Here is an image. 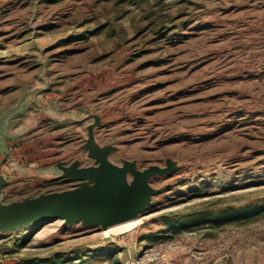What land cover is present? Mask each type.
Wrapping results in <instances>:
<instances>
[{
    "label": "rangeland",
    "instance_id": "374dc122",
    "mask_svg": "<svg viewBox=\"0 0 264 264\" xmlns=\"http://www.w3.org/2000/svg\"><path fill=\"white\" fill-rule=\"evenodd\" d=\"M94 114L113 163L179 169L129 230L44 220L0 264H264V0H0V200L73 188Z\"/></svg>",
    "mask_w": 264,
    "mask_h": 264
},
{
    "label": "water",
    "instance_id": "95a60500",
    "mask_svg": "<svg viewBox=\"0 0 264 264\" xmlns=\"http://www.w3.org/2000/svg\"><path fill=\"white\" fill-rule=\"evenodd\" d=\"M87 127V139L81 146L93 159L94 165L82 166L79 160L71 163L57 160L53 164L61 171L59 178L75 181V186L60 192L41 194L9 204L0 200V233H9L24 226L48 219H60L65 225L109 227L139 218L152 204L159 189L151 185L156 176H167L179 169L171 159L166 166L150 165L140 169L136 161H110L118 151L114 145H100L95 129L101 125L98 115ZM7 184L0 168V191Z\"/></svg>",
    "mask_w": 264,
    "mask_h": 264
},
{
    "label": "bare ground",
    "instance_id": "6f19581e",
    "mask_svg": "<svg viewBox=\"0 0 264 264\" xmlns=\"http://www.w3.org/2000/svg\"><path fill=\"white\" fill-rule=\"evenodd\" d=\"M138 223H139L138 221H135V219H133V220H130V221H128L127 223H125L123 225H118L117 224V225H115V227H111L112 229H109L108 232H110V230H114V228L116 229L115 231L121 230V229H124V228H125V231H126V230H129L130 228L136 226Z\"/></svg>",
    "mask_w": 264,
    "mask_h": 264
},
{
    "label": "snow or ice",
    "instance_id": "6c2138e0",
    "mask_svg": "<svg viewBox=\"0 0 264 264\" xmlns=\"http://www.w3.org/2000/svg\"><path fill=\"white\" fill-rule=\"evenodd\" d=\"M105 235H107V233H105Z\"/></svg>",
    "mask_w": 264,
    "mask_h": 264
},
{
    "label": "trees",
    "instance_id": "16d2710c",
    "mask_svg": "<svg viewBox=\"0 0 264 264\" xmlns=\"http://www.w3.org/2000/svg\"><path fill=\"white\" fill-rule=\"evenodd\" d=\"M48 264V263H47Z\"/></svg>",
    "mask_w": 264,
    "mask_h": 264
}]
</instances>
